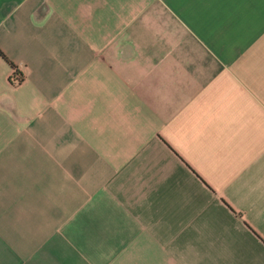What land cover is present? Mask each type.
Here are the masks:
<instances>
[{"label": "crops", "instance_id": "1", "mask_svg": "<svg viewBox=\"0 0 264 264\" xmlns=\"http://www.w3.org/2000/svg\"><path fill=\"white\" fill-rule=\"evenodd\" d=\"M0 264H264V0H0Z\"/></svg>", "mask_w": 264, "mask_h": 264}, {"label": "trees", "instance_id": "2", "mask_svg": "<svg viewBox=\"0 0 264 264\" xmlns=\"http://www.w3.org/2000/svg\"><path fill=\"white\" fill-rule=\"evenodd\" d=\"M15 74H16L17 77H15L14 80L15 81H20L22 79V77H23V75L21 74V72L18 69H16Z\"/></svg>", "mask_w": 264, "mask_h": 264}]
</instances>
